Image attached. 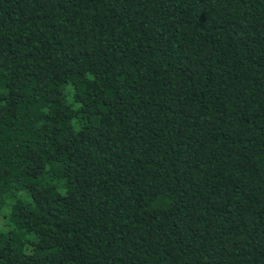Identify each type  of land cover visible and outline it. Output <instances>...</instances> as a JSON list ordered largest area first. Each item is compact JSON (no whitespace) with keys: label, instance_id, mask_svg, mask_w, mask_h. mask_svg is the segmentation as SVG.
I'll list each match as a JSON object with an SVG mask.
<instances>
[{"label":"trees","instance_id":"trees-1","mask_svg":"<svg viewBox=\"0 0 264 264\" xmlns=\"http://www.w3.org/2000/svg\"><path fill=\"white\" fill-rule=\"evenodd\" d=\"M0 264H264V0H0Z\"/></svg>","mask_w":264,"mask_h":264}]
</instances>
